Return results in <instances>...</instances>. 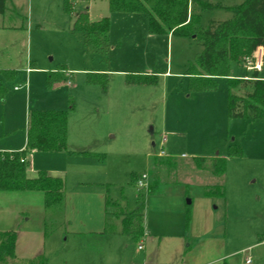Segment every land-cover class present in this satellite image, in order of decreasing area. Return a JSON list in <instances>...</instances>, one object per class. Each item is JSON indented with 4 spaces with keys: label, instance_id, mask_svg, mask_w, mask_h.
Listing matches in <instances>:
<instances>
[{
    "label": "rangeland",
    "instance_id": "374dc122",
    "mask_svg": "<svg viewBox=\"0 0 264 264\" xmlns=\"http://www.w3.org/2000/svg\"><path fill=\"white\" fill-rule=\"evenodd\" d=\"M208 1L222 7L196 8L203 28L231 20L244 2ZM64 2L7 0L0 16V69L18 73L6 83L9 92L0 101V152L21 150L31 113L69 111L68 149L76 154L34 152L29 157L30 178L42 167L66 182V206L46 216L44 259L50 264H184L189 244L208 250L214 243L209 248L223 257L222 264H246L248 257L252 264H264V244L258 240L264 234V121L228 118V78L217 80L215 92H191L185 74L203 51L196 38L150 35L145 15L110 13L108 0H73L78 11L90 7L92 21L111 20L109 47L85 48L84 36L69 29L73 19L65 14ZM28 67L34 69L29 74ZM53 73L63 78L49 87ZM90 73L109 74L107 93L88 84ZM147 73L158 76L157 85L127 84L128 76ZM247 75L255 71L232 65L230 78ZM232 145L243 149V158L229 157ZM218 157L227 159L226 197L207 206L206 186L220 181L212 174V160ZM195 158L208 163L199 167ZM60 165L65 171L55 173ZM143 174L147 185L139 188L132 177ZM30 202L32 223L40 226L43 201ZM140 203L147 237L136 241L122 231L124 219L137 213ZM24 218L14 220L12 228H20ZM68 221L108 237L90 234L95 244H86L85 252L73 233L65 232ZM67 236L63 248L52 246L53 239Z\"/></svg>",
    "mask_w": 264,
    "mask_h": 264
},
{
    "label": "trees",
    "instance_id": "16d2710c",
    "mask_svg": "<svg viewBox=\"0 0 264 264\" xmlns=\"http://www.w3.org/2000/svg\"><path fill=\"white\" fill-rule=\"evenodd\" d=\"M6 1L0 0V16L6 11ZM110 13L124 15H145L148 17L150 35H172L196 39L202 44L203 51L186 72L191 92H215L219 88L218 79L228 78L227 113L229 119L264 121V79L257 74L248 79H232L233 64L241 65L245 59L257 60L260 49L264 54V0H244L235 8L234 18L225 22L212 21L203 28L201 12L222 6L212 5L208 0H108ZM64 12L73 19L70 31L84 36V47L103 49L109 47L111 20L105 17L92 21L87 10L76 9L73 0H65ZM18 73L11 70L0 71V101L8 95L6 83L14 82ZM62 73L48 77L49 87L62 80ZM110 76L107 73H90L87 82L100 86L107 93ZM128 85L155 86L158 76L135 75L127 77ZM69 111H35L29 115L27 146L25 150L0 152V192H39L44 194L46 210L63 207L66 199V182L61 177L52 176L46 171L29 177L31 162L29 155L40 153H63L75 155L68 149ZM80 154H90L82 152ZM230 158H243L241 147L232 145ZM170 162V161H168ZM199 167H204L207 158H195ZM227 172V159L212 160V174L220 181L209 185L205 196L210 198L226 197L224 178ZM138 182L140 176L133 175ZM152 193V187L149 188ZM106 202V207L109 205ZM187 224L191 213L188 212ZM138 218V219H137ZM122 234L132 236L136 241L145 237L144 204L140 203L137 213L124 219ZM17 233H0V264H9L16 259ZM35 264H45L39 258Z\"/></svg>",
    "mask_w": 264,
    "mask_h": 264
},
{
    "label": "crops",
    "instance_id": "0c3cea01",
    "mask_svg": "<svg viewBox=\"0 0 264 264\" xmlns=\"http://www.w3.org/2000/svg\"><path fill=\"white\" fill-rule=\"evenodd\" d=\"M77 3H80V2L77 1ZM194 11L199 12L195 7H194ZM87 12H88L89 17L91 19L90 7L87 8ZM114 14H117V13H114ZM133 16H135V15H133ZM71 26H72V24H71ZM71 26H70V28H71ZM4 30L6 31V28H4ZM169 36H172V35H169ZM258 61L261 62L262 67H263L264 54H263V51L261 49L259 50V53H258ZM241 65H244V63ZM29 68L31 69V71L34 70L32 67H28L25 70L27 74L31 73V72H27V70ZM2 70L16 71L14 69H9V68L0 69V71H2ZM261 71H262V68H261ZM261 71H255V74H257L260 77ZM147 74H150V73H147ZM251 77L252 76L247 75L245 77V79H248ZM261 79H264V78H261ZM16 88L17 87H15V91H20L23 87H19L20 90H16ZM227 101H228V97H227ZM25 134H26V139H24L22 146L19 147L21 150H15V151L25 150V148L27 146V131L25 132ZM15 151H5V152H15ZM33 154L35 156V153H32L29 155V157L32 156ZM34 156H33V158H34ZM56 160H59V159L56 158ZM38 163H40V162H38ZM63 167H65V166L60 165V168L55 169L54 172L55 173H62L63 171H65ZM40 169H44V168L39 167V168H37V171L38 172L46 171V170H40ZM47 170H49V169H47ZM50 171L51 170L46 171V172L49 173ZM38 172H37V174H38ZM213 184H211V185H213ZM208 186L209 185L206 186L205 191H206ZM40 194L41 193H39V192H0V225L2 224L5 226L4 228H0V233H6V232H16L17 233V247H16L17 256H16V259L9 262V264H19V263L20 264H34L37 261V259H39V258L44 259L45 258L44 257L45 256V250H46V246H47V241L49 240L48 239V225H47L46 216H47L48 212H51V211L45 209L44 195L43 194L40 195ZM205 198H208L207 200H209L208 201L209 203L207 202V206L211 205L212 204L211 200L215 199V198H210L207 196H205ZM37 199H39L40 201L41 200L43 201L42 206L44 208L43 211H45V213L43 214L44 216H43L42 220L40 221V223H42L40 226L33 225V223H32L33 216H31V214L29 212V209L30 208L32 209V207H34V206H32V202H30V201H35ZM65 202H67V200ZM190 204H192V202ZM63 206H66V203H64ZM62 209H64V207H62ZM9 217H12V219H9ZM18 217H21V218L25 217V218H24L23 222L20 224V228L14 229V228H12V225H13L14 220L17 221ZM68 223L69 224L65 228V232L67 234L72 232L73 233L72 238H74L73 241L76 243H79L85 252L87 251V248H88V246L86 244L90 243L91 246L93 244H95L94 240L90 237V234L98 233L99 235H101L104 238L107 236V232L106 233L103 231H98V232L92 231L91 232V231H87L86 228H82L81 227L82 224H78L76 222L73 223L71 221H68ZM68 227H70V228H68ZM144 230H145V228H144ZM113 236L117 237L120 235H113ZM120 237H124V236L121 235ZM146 237H147V235L145 232V238ZM69 240H70V236H67L65 240H60V238L59 239L55 238L52 240V246L59 249L62 247L63 244H65ZM258 240H259V243L264 244V234H260L258 236ZM102 242L103 241H99L97 243L102 245L101 244ZM110 243H113V242L110 241ZM213 244L214 243H209V247H212L211 245H213ZM113 247H115V246H113ZM113 247H110V248H113ZM143 247H144L143 250H140L138 248L140 252L141 251L143 252L144 250H146L145 244ZM209 247H208V250L202 249V247H200L199 249L197 247V249L193 250L194 244L193 243L189 244V249L186 250V260L184 261L185 262L184 264H212L214 262H219L218 264H222L220 261L223 259V257L218 252H216L217 254L214 253L215 251H213ZM108 250H109V248L106 249V254H108ZM82 257L84 258V255H82ZM249 259H251L250 264H252V258L251 257L247 258L246 264H249L248 263ZM82 262H84V259H82ZM86 262H87V264H89V261L86 260ZM108 263H109V260L108 261L105 260L104 262L101 260L99 264H108ZM45 264H50V260L45 259ZM64 264H66V261L64 262Z\"/></svg>",
    "mask_w": 264,
    "mask_h": 264
},
{
    "label": "built area",
    "instance_id": "2783aa9c",
    "mask_svg": "<svg viewBox=\"0 0 264 264\" xmlns=\"http://www.w3.org/2000/svg\"><path fill=\"white\" fill-rule=\"evenodd\" d=\"M244 64H245V66H246V68H247L248 70H252V71H261V68H262V64H261V62L258 61V58H257L256 61H253L252 59L247 58V59H245ZM27 72H31V69L29 68V69L27 70ZM16 90H20V88L17 87ZM147 180H148V175L143 174V175L139 178V180H138V182H137L138 187H139V188H143V187H145V186L147 185ZM139 249H140V250H143L144 247H143V246H140ZM248 263H249V264L251 263V259L248 260Z\"/></svg>",
    "mask_w": 264,
    "mask_h": 264
},
{
    "label": "water",
    "instance_id": "95a60500",
    "mask_svg": "<svg viewBox=\"0 0 264 264\" xmlns=\"http://www.w3.org/2000/svg\"><path fill=\"white\" fill-rule=\"evenodd\" d=\"M193 38H196V36H194ZM191 203V202H190Z\"/></svg>",
    "mask_w": 264,
    "mask_h": 264
}]
</instances>
